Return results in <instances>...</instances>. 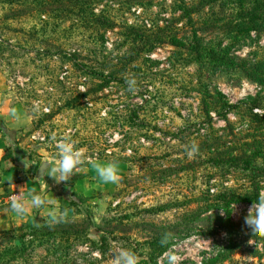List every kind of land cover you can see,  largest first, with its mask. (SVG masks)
<instances>
[{
  "label": "rangeland",
  "instance_id": "rangeland-1",
  "mask_svg": "<svg viewBox=\"0 0 264 264\" xmlns=\"http://www.w3.org/2000/svg\"><path fill=\"white\" fill-rule=\"evenodd\" d=\"M247 2L0 0L1 93L7 106L37 109L17 128L26 129L21 153L39 169L55 153L51 136H67L122 169L118 185L89 168L44 188L56 205L0 232L52 222L59 207L65 224L41 238L39 262L111 264L123 246L140 264H168L169 252L178 264H264V237L244 226L251 204L233 203L228 215L221 200L264 190V0ZM223 47L232 61L202 55Z\"/></svg>",
  "mask_w": 264,
  "mask_h": 264
},
{
  "label": "clouds",
  "instance_id": "clouds-1",
  "mask_svg": "<svg viewBox=\"0 0 264 264\" xmlns=\"http://www.w3.org/2000/svg\"><path fill=\"white\" fill-rule=\"evenodd\" d=\"M126 84L128 91H135L137 81L135 78H127ZM37 109L33 108L31 112L27 109L12 108L7 113V119L14 126H19L27 122L31 115L35 114ZM55 146V153L49 158L45 157L38 171H41L45 177L52 178L57 184L68 185L78 173H86L89 168L95 172L96 179L102 185H118L122 178L121 163L118 160L97 161L85 155L82 148L75 146V141L67 136L58 139L54 134L49 141ZM198 152V146L192 144L187 148V155L193 156ZM24 160L25 170L30 171L34 164ZM48 185L44 178H34ZM12 187V185H11ZM10 187V189H11ZM28 185L21 187L19 193L15 191L9 197L10 204L7 211L14 213L17 217H25L37 209L48 210L49 206L56 205L58 198L52 192L47 194L44 185L40 191H25ZM236 210V208H235ZM68 212L67 208L63 211L59 207L49 211L53 221L63 218ZM59 214V215H58ZM244 226L249 235L254 237H264V190H261L257 199L251 203L247 215L244 218ZM170 233L162 236L161 244L167 245ZM111 264H140V257L137 252L130 247L116 246L111 249ZM168 264H178V257L169 252Z\"/></svg>",
  "mask_w": 264,
  "mask_h": 264
},
{
  "label": "trees",
  "instance_id": "trees-1",
  "mask_svg": "<svg viewBox=\"0 0 264 264\" xmlns=\"http://www.w3.org/2000/svg\"><path fill=\"white\" fill-rule=\"evenodd\" d=\"M241 2H246V5L248 3L247 0H241ZM247 14H250V12ZM247 22H250L249 24L253 26L256 20L251 19ZM253 28L256 29L258 27L253 26ZM213 53L214 51L210 49L204 52L202 55H206L209 58L216 59L218 60V62L232 61V58L229 56L231 55V51H229V47H225V48L223 47L222 49H218V52L215 53V56H212ZM110 72L117 73L116 70H111ZM257 82L264 84V73H260ZM236 107H237L236 105L229 106V109H235ZM5 129L6 127L0 121V131H2L5 134V136H9L11 140L14 141L15 143L16 135L12 134L13 132L7 134ZM38 166L39 165L37 163L34 166L35 167L34 169L37 170ZM258 194L259 191L257 190L246 191L244 194L224 193L221 197V200L226 202L227 204L226 210L228 212V215H230L229 207L231 204L240 203V202L251 204L257 199ZM73 203L74 205L77 204L75 203V201H73ZM78 209L80 210L81 208L78 207ZM53 223H57L58 225L61 226L65 224L63 220L57 219L56 221H52L49 223L46 222L43 225L30 224V225H26L25 227L13 229L14 231L12 230L11 232L10 231L0 232V264H55L53 260L43 259L39 262V257L41 256L38 255V251L40 247H42L40 242L41 238L52 237L56 235L55 233L56 225H53ZM161 239L162 238H159L155 241L156 247L154 253H156L158 256L164 254V252L167 250L166 249L167 245L169 244L167 243V245H162ZM235 250L236 249H233L231 252H235ZM47 251L51 252V249L48 248ZM219 261H221L220 257H216L213 261V264H217ZM142 264H148V259L142 261Z\"/></svg>",
  "mask_w": 264,
  "mask_h": 264
},
{
  "label": "crops",
  "instance_id": "crops-1",
  "mask_svg": "<svg viewBox=\"0 0 264 264\" xmlns=\"http://www.w3.org/2000/svg\"><path fill=\"white\" fill-rule=\"evenodd\" d=\"M1 82H0V88H1ZM12 108H19L18 105L16 106H10L6 104V99L4 98L3 94L1 93L0 89V121L3 123V125L6 127L7 134L12 133L16 135V142L11 140L9 136H5V134L0 131V228L5 230L7 228L13 227V226H20L21 223H30L33 221V212H31L29 215L25 217H17L14 213L7 211L8 206L10 204L9 197L17 191L19 193V190L21 187H24L28 185V187L25 189L31 190V191H40L38 189H41V183L33 178V180H27L26 183H24L22 176L24 175H34L38 171L35 170L34 166L37 164L29 154L26 153V155L22 154L21 151V139L18 138V135L20 134V131L26 130V129H17L21 128L24 125H27L28 123H24L19 126H14L10 120L7 119V113ZM29 159L28 163L34 164L32 169L30 171L25 170L24 160ZM37 174V173H36ZM36 178V176H35ZM12 185V187H11ZM38 185V186H37ZM11 187V189H10ZM45 188V186H44ZM53 188V187H52ZM51 188V189H52Z\"/></svg>",
  "mask_w": 264,
  "mask_h": 264
},
{
  "label": "water",
  "instance_id": "water-1",
  "mask_svg": "<svg viewBox=\"0 0 264 264\" xmlns=\"http://www.w3.org/2000/svg\"><path fill=\"white\" fill-rule=\"evenodd\" d=\"M41 165H42V163H41ZM37 177L44 178V179L47 180L48 185L45 184L42 181H39L41 183V185H44L45 186V190H50L52 187L54 188L56 186V182L52 178H50V177H45L41 171H37L36 178Z\"/></svg>",
  "mask_w": 264,
  "mask_h": 264
}]
</instances>
